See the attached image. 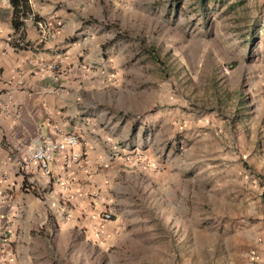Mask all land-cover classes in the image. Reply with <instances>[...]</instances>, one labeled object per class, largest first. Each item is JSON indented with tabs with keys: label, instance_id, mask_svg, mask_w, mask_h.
<instances>
[{
	"label": "rangeland",
	"instance_id": "obj_1",
	"mask_svg": "<svg viewBox=\"0 0 264 264\" xmlns=\"http://www.w3.org/2000/svg\"><path fill=\"white\" fill-rule=\"evenodd\" d=\"M57 5L125 41L109 87L135 164L112 241L68 238L34 264H264V0ZM9 14L0 0V54L20 38Z\"/></svg>",
	"mask_w": 264,
	"mask_h": 264
},
{
	"label": "crops",
	"instance_id": "obj_2",
	"mask_svg": "<svg viewBox=\"0 0 264 264\" xmlns=\"http://www.w3.org/2000/svg\"><path fill=\"white\" fill-rule=\"evenodd\" d=\"M59 1L30 0L50 37L40 39L27 18L15 48L0 54V264H34L68 238L112 241L130 187L125 109L112 110L120 98L109 87L124 73L125 41L110 43L107 30L83 24L77 12L66 16ZM59 132L79 137L81 158L61 155L46 176L25 149L33 137Z\"/></svg>",
	"mask_w": 264,
	"mask_h": 264
},
{
	"label": "built area",
	"instance_id": "obj_3",
	"mask_svg": "<svg viewBox=\"0 0 264 264\" xmlns=\"http://www.w3.org/2000/svg\"><path fill=\"white\" fill-rule=\"evenodd\" d=\"M32 15H29L28 19ZM33 17V16H32ZM34 20V19H33ZM39 28L42 38L50 37L51 31L42 21H35ZM79 145V137L74 134L59 132L55 140L50 138L33 137L25 149V153L29 162L37 163L41 172L48 176L50 173V165L61 155L70 152L69 160L71 163L77 162L81 158V153L76 151ZM110 215L106 214L103 217L105 222L110 220Z\"/></svg>",
	"mask_w": 264,
	"mask_h": 264
},
{
	"label": "trees",
	"instance_id": "obj_4",
	"mask_svg": "<svg viewBox=\"0 0 264 264\" xmlns=\"http://www.w3.org/2000/svg\"><path fill=\"white\" fill-rule=\"evenodd\" d=\"M8 2L11 8V27L14 32L22 33L24 20L31 15L30 0H8Z\"/></svg>",
	"mask_w": 264,
	"mask_h": 264
}]
</instances>
